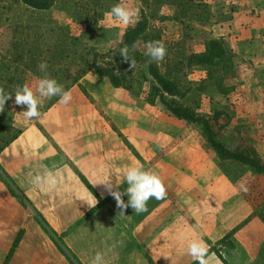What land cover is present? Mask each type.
Listing matches in <instances>:
<instances>
[{"label": "crops", "instance_id": "crops-1", "mask_svg": "<svg viewBox=\"0 0 264 264\" xmlns=\"http://www.w3.org/2000/svg\"><path fill=\"white\" fill-rule=\"evenodd\" d=\"M69 90L68 105L47 107L0 151V264H90L98 251L111 264H196L187 253L195 238L219 264L242 255L239 264H264L259 204L202 140L181 137L180 121L105 78L90 74ZM135 163L162 177L167 196L149 200L146 212L128 207L121 215L95 184L110 177L123 190L122 173ZM41 165L59 170L55 190L31 185Z\"/></svg>", "mask_w": 264, "mask_h": 264}, {"label": "trees", "instance_id": "trees-1", "mask_svg": "<svg viewBox=\"0 0 264 264\" xmlns=\"http://www.w3.org/2000/svg\"><path fill=\"white\" fill-rule=\"evenodd\" d=\"M58 1L60 0H0L2 11L11 12L14 5H18L26 7L33 14L28 17L27 23L23 18L12 21L17 26L12 30L13 52L11 51L9 63L16 65L14 72L19 75L14 78L16 86L25 84L28 71L42 77L41 71L37 72L38 64L41 62L47 63V73L56 80L60 73L73 72L72 83L63 86L66 91L87 74L94 72L106 78L114 88L127 91L134 100L149 105H155L158 101L165 103L173 117L196 128L210 147V151H213L218 167L229 178L230 175L224 166L232 163L241 170L242 177L255 174L264 178V162L255 151H233L225 147L207 117L196 114L184 105L176 107L172 103L164 102L166 97H180L184 100L188 99L186 97L191 93L193 94L191 96H194V85L185 79L196 66H201L205 70L207 80L216 83L222 95H229L231 90L228 88V82L230 77L231 79L236 77V54H233L225 41L207 38L205 53L196 54L191 47L186 48L192 36L185 34L178 44L167 49L164 70L157 62L147 63L148 58L144 55L145 44L148 41H162L163 38V31L151 23L174 21L184 25L187 18L210 23L212 14L209 16L208 6L198 4L196 0H141L145 7L141 20L126 30L118 48L100 53L90 44L106 41L104 36L108 31L99 28V23L110 13L114 6L113 0H62L72 13L73 23L84 28L80 36H74L68 28L60 29L57 25L41 19L42 16L36 15L50 10ZM168 8L174 11L172 20L168 17L172 15L161 14ZM206 12L208 16L203 18L202 13ZM8 21L9 18H5V22ZM125 45L129 47L136 61L134 68L130 67V61L125 62L120 55V49ZM96 61H100L101 66H98ZM117 71L120 73L117 74ZM6 90L9 91L8 88ZM14 100L15 97L6 104L12 105L11 102ZM58 100L59 97H53L51 105ZM1 129L7 130L10 127L4 125L0 127ZM21 131L20 129L8 141L1 140L0 137V151L16 139ZM256 214L264 222V215H259L258 211Z\"/></svg>", "mask_w": 264, "mask_h": 264}, {"label": "rangeland", "instance_id": "rangeland-1", "mask_svg": "<svg viewBox=\"0 0 264 264\" xmlns=\"http://www.w3.org/2000/svg\"><path fill=\"white\" fill-rule=\"evenodd\" d=\"M121 2L122 0H113V5ZM123 2L139 10V22L143 9L145 11L141 0H123ZM196 2L208 6L209 16L212 14L210 23L187 18L184 25L174 21L154 22L151 24L163 31L162 41L167 49L178 44L185 34L192 36L186 48L191 47L196 54L205 53L207 38L223 39L232 49L233 54H236V77L235 79L230 77L228 82V88L231 90L229 95H222L221 89L217 87L216 83L207 80L205 70L201 66H196L190 70L187 79H185L194 85V96H191L193 95L191 93L186 97L188 99L184 100L180 97H166L164 102L172 103L176 107L184 105L191 108L196 114L207 117L225 147L233 151L253 150L264 162V0H196ZM233 8H238V11L233 10ZM151 9L153 10V8ZM168 9L161 12V14L172 15L168 16L172 20L174 11L170 8ZM202 14H204L203 18L208 16L207 12ZM30 15L33 16L24 6L14 5L11 12L0 9V86L8 88L9 92L13 93L12 98L15 97L14 90L16 88L14 78L19 76L14 72L16 65L9 63L12 55L11 51L13 52L12 30L17 26L12 21L13 19L23 18V21L27 23ZM36 15L42 16L43 18L41 19L57 25L60 29L68 28L74 36H80L84 30V28L73 23L72 13L62 0L58 1L50 10L36 13ZM5 18H9L10 21L6 23ZM136 24L124 26L107 14L103 21L99 23V28L101 27L108 31L107 35L104 36L106 41L96 44L94 42L90 45L95 46L100 53H107L111 49H116L126 30ZM237 35L240 38H237ZM158 63L161 69L164 70L166 59L164 58L163 61ZM37 72H40V70L38 69ZM71 72L60 73L57 82L62 86L65 84L70 85L73 80V72ZM90 74L100 77L94 72H90L85 77ZM41 75L43 77L44 73ZM42 77L28 71L25 84L27 83L29 86L34 87ZM52 100L53 98L45 99L43 106L39 109L40 113L51 106ZM135 101L137 104L149 105L144 104L140 100ZM11 103L12 105L5 104V110L0 112V127L4 125L10 127L7 130H0L1 140L4 141H8L21 128L37 119L26 120L22 116V111L26 109L16 105L14 102ZM150 106L153 109H157L158 113H165L176 119L162 101ZM180 122L181 127L178 125L175 127L174 124L171 125L178 128V133L180 131L182 133L181 137L185 139L190 137L199 139V142L202 140L208 148V153L214 159L213 151H210V147L196 128L185 122ZM224 167L227 168L232 182L242 181L241 188L247 189L245 191L246 195L250 199H255L257 204H259V215H264V178L255 174L242 177L241 170L233 163L226 164ZM231 250H236V246H232ZM244 257V255L240 256L238 261H235V264H239Z\"/></svg>", "mask_w": 264, "mask_h": 264}, {"label": "clouds", "instance_id": "clouds-1", "mask_svg": "<svg viewBox=\"0 0 264 264\" xmlns=\"http://www.w3.org/2000/svg\"><path fill=\"white\" fill-rule=\"evenodd\" d=\"M109 15L124 26H129L138 22L139 10L129 6L122 0L121 3L111 8ZM120 55L125 62L130 61V67H135L136 61L127 45L120 49ZM144 55L148 58L147 63L149 64L163 61L167 55L165 43L161 40L148 41L145 44ZM96 63L101 66L100 61H96ZM47 68L46 62L38 64V69L44 73V76L38 80L34 87L26 83L22 86H16L14 90V103L26 109L22 111V116L26 120L40 117L39 109L43 106L45 99L59 97L58 103L62 105H68L72 100L71 91H66L56 79L51 78L47 74ZM119 73L117 71V74ZM12 95L13 93L7 91L4 86H0V112L5 110V104L12 98ZM39 168L42 170H37L35 174H29L31 185L41 190H55L60 183L59 170L54 171L43 165L39 166ZM122 175L123 181L127 185L123 190H121L120 184L113 183L110 177L101 179L95 184L104 186L105 191L116 201V206L121 210L119 212L121 215H124V209L128 207H131L136 214L146 212L149 200L153 198L163 200L167 196V189L162 177L157 172L146 169L140 163L130 165L123 171ZM244 190L247 191L246 188ZM124 196L128 197L127 202L123 199ZM86 203L90 208H94L98 200L93 195ZM187 253L196 264H219L214 254H210L209 245L203 239L195 238L190 240L187 245ZM106 255L105 252H96L90 264H111L106 259Z\"/></svg>", "mask_w": 264, "mask_h": 264}]
</instances>
